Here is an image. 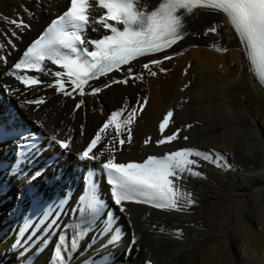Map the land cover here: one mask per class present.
I'll return each mask as SVG.
<instances>
[{"label": "bare ground", "instance_id": "bare-ground-1", "mask_svg": "<svg viewBox=\"0 0 264 264\" xmlns=\"http://www.w3.org/2000/svg\"><path fill=\"white\" fill-rule=\"evenodd\" d=\"M155 1L142 0V3L150 6ZM66 4L67 0H42V3L0 0V45H3L0 55L7 60V63L0 61V89L11 86L8 91L19 88L24 92V95L13 93L9 96L8 91L0 94V114L9 107L17 108L19 121L27 127H33L35 122L38 130L34 129L33 133L46 136L59 133L61 137L70 134L76 138L79 149L110 115L111 112L106 113L107 108L117 111L125 107L127 101L130 109L137 97H148L145 109L131 126L132 142L122 147L116 145L115 155L119 161L142 159L152 152L162 155L180 147H193L213 154L218 151L224 157L223 162L231 168L222 170L201 162L199 170L205 178H189L187 187L195 203L187 211L166 213L129 204L126 205L128 213L122 215L112 208L125 234L114 250L115 264H264V89L252 76L225 18L220 14L196 11L185 20V30L196 35L185 38L171 51L183 54L161 65L166 73L153 67L152 70L157 71L155 77L147 74L142 83L131 81L125 87L113 85L99 96L84 98L83 105L73 111L74 101L60 98L44 84L38 85L36 91L25 90L14 76L3 75L5 71H14L11 66L24 47L51 18L66 8ZM21 5L33 14L31 18ZM17 16L30 24L29 30H16L3 22L4 17ZM214 23L222 26L220 36L211 33L204 36V30ZM14 30L19 38L12 36ZM217 40L228 47L227 52H216L210 46ZM35 75L45 83L53 79ZM41 96L45 103L39 108L22 106L24 99ZM169 109L173 116L165 133L181 129V139L157 147L155 140L163 135L159 124ZM81 125L84 126L83 137L79 135ZM187 125L191 127L186 128ZM184 135L188 136L187 141L183 140ZM148 138L151 143L145 145L144 140ZM12 151L9 145L0 147V162H5L3 167L12 159ZM43 161L41 158L36 164L40 166ZM68 161L75 163L73 157ZM86 165L84 162L82 172H74L69 167L70 177L66 173V183L77 197L84 185ZM101 177L102 172L97 171L92 182L96 186L94 194L99 201L110 205L109 188ZM5 183H11L12 187L9 190L5 186L0 191V264H56L52 253L59 240L60 227L46 231L51 221L33 219L35 213L28 210L27 205H21L19 210L17 195L11 197L13 188L19 185L6 180ZM70 216L71 213L65 212L61 226ZM109 221L111 217L101 223ZM161 227L165 232L160 231ZM72 228L65 238V248L71 247ZM177 230L182 235L178 236ZM93 235L95 233L83 243H77L71 264H111V257L101 258L104 252L99 241L89 244ZM129 237L137 241L135 246L129 247Z\"/></svg>", "mask_w": 264, "mask_h": 264}, {"label": "snow or ice", "instance_id": "snow-or-ice-1", "mask_svg": "<svg viewBox=\"0 0 264 264\" xmlns=\"http://www.w3.org/2000/svg\"><path fill=\"white\" fill-rule=\"evenodd\" d=\"M21 8L32 17L33 14L26 7L21 5ZM201 9L209 13H221L226 17L255 78L264 86V0H159L151 7L143 4L142 0H70L66 4V10L51 19L47 27L26 45L12 66L15 71H5L3 75L14 76L25 90L36 91L38 85L44 84L55 93L72 98L75 111L83 105L85 95L98 94L115 84L126 85L129 80L143 79L135 71L134 61L152 77L157 75L152 70L153 67L161 72L166 71L161 65L164 61L173 59V54H169L168 50L185 38L196 35L185 30L186 18L194 16L196 10ZM3 22L14 26L16 30L30 29V24L19 16L4 17ZM94 26L105 31L99 38L90 39L86 32L89 28L97 31ZM221 27L211 24L203 35L211 33L219 37ZM12 36L19 38L15 30ZM8 43L12 48L16 47L11 40ZM210 46L217 52L228 51V47L219 40ZM182 54L174 52V55ZM140 58L148 59L144 62ZM0 61L7 63L3 55H0ZM48 62L51 66H56V69L53 70ZM122 66H127L126 72ZM21 72L32 74H20ZM112 73H121L124 78H114L109 75ZM35 74L53 79L45 83ZM101 77L106 81L101 82L102 87L94 83ZM66 87L70 90H66ZM184 87L187 88L188 85ZM8 88L0 89V94L8 91ZM13 93L24 95L19 88L8 91L9 96ZM77 95L81 97L78 102ZM147 101L146 96L137 97L136 105L131 106L130 110L126 101L125 107L112 111L86 145L82 144L79 149L76 147V138L70 134H65L63 138L59 133L51 134L41 143L33 135L35 122L33 127H25L18 121L14 110H6L0 114V143L12 141L15 148L12 153L14 163L8 161L7 167H3L5 162H0V177L4 178L0 179V191L5 186L9 190L12 187L5 180L18 184L17 203L27 205L28 210L35 213L33 219L40 222L51 221L47 223L46 231L61 227L65 212L72 214V219L63 224L65 229L69 224L74 225L71 229V247H64L68 233L60 232L52 253L56 264H71V255L74 254L77 243L88 240L93 233L95 235L89 244L99 241L104 252V257L101 258L111 257V264H115L114 250L125 234L118 226L119 217L112 208L119 214L126 215L128 208L125 204L128 202L161 210L187 211L195 203L193 194L187 187L189 178H205L199 170L201 162L214 165L217 169L231 168L230 164L223 162V155L193 147H180L165 151L163 155L150 154L141 162L118 161L115 155L116 143L122 146L132 142L131 126ZM44 103L45 98L42 96L26 98L22 101V106L34 105L39 108ZM31 110L34 111L35 108ZM125 112L126 116L123 115ZM172 116L173 111L169 109L159 124L163 135L155 140L157 147L171 145L181 139V129H176L171 134L165 133ZM190 127L191 125L186 126ZM84 134V126L81 125L79 135L83 137ZM182 138L184 141L189 139L186 135ZM105 140L108 142L105 143ZM150 143L151 138L144 140L145 145ZM45 153L50 154L45 156ZM69 157H73L74 164L68 161ZM41 158L44 159L43 164L33 167ZM93 161L102 171L101 180L104 176L107 178L110 205L97 199L94 194L95 184L89 189L93 194L77 197L65 183L66 173L68 177L72 175L68 171L69 167L74 169L83 166L84 162ZM69 192H72L71 196ZM107 217H111V221L102 224L101 221ZM160 231L165 232V229L161 227ZM177 234L182 235L179 230ZM129 239V247L135 246L137 241L131 237Z\"/></svg>", "mask_w": 264, "mask_h": 264}, {"label": "rangeland", "instance_id": "rangeland-1", "mask_svg": "<svg viewBox=\"0 0 264 264\" xmlns=\"http://www.w3.org/2000/svg\"><path fill=\"white\" fill-rule=\"evenodd\" d=\"M39 3H42V0H39ZM154 71H156V70H154ZM157 72V71H156ZM136 105V102H134V103H132V106H135ZM101 108H102V105L100 106ZM105 107H106V105H105ZM107 108V107H106ZM130 110V109H129ZM108 112H112V110L110 111L108 108H107V110H106V113H108ZM152 153H156V152H152ZM158 154V153H157ZM82 175V174H81ZM16 191H17V189L16 188H13V191H12V195H11V197H13V198H15L16 197ZM8 215H10V212H8L7 213ZM0 216H1V214H0Z\"/></svg>", "mask_w": 264, "mask_h": 264}]
</instances>
